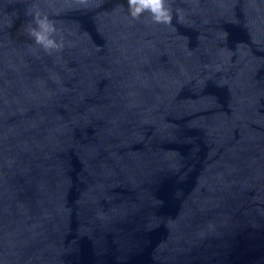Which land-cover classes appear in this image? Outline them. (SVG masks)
<instances>
[{"label": "water", "instance_id": "water-1", "mask_svg": "<svg viewBox=\"0 0 264 264\" xmlns=\"http://www.w3.org/2000/svg\"><path fill=\"white\" fill-rule=\"evenodd\" d=\"M163 9L0 0V264H264V0Z\"/></svg>", "mask_w": 264, "mask_h": 264}, {"label": "clouds", "instance_id": "clouds-1", "mask_svg": "<svg viewBox=\"0 0 264 264\" xmlns=\"http://www.w3.org/2000/svg\"><path fill=\"white\" fill-rule=\"evenodd\" d=\"M143 4L144 8H149L152 13L157 14L156 19L160 21L161 15H163V0H140ZM131 4H135L136 0H130ZM137 11L139 12L140 9L138 8Z\"/></svg>", "mask_w": 264, "mask_h": 264}]
</instances>
